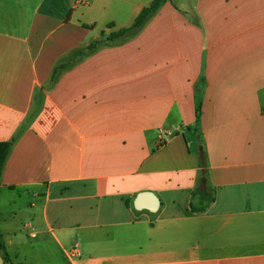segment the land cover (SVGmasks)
I'll use <instances>...</instances> for the list:
<instances>
[{
  "label": "crops",
  "instance_id": "1",
  "mask_svg": "<svg viewBox=\"0 0 264 264\" xmlns=\"http://www.w3.org/2000/svg\"><path fill=\"white\" fill-rule=\"evenodd\" d=\"M151 1L0 0L12 264H264V0H166L75 54Z\"/></svg>",
  "mask_w": 264,
  "mask_h": 264
},
{
  "label": "trees",
  "instance_id": "2",
  "mask_svg": "<svg viewBox=\"0 0 264 264\" xmlns=\"http://www.w3.org/2000/svg\"><path fill=\"white\" fill-rule=\"evenodd\" d=\"M166 0H152L147 6L143 7L139 13L135 16L133 22L128 27L120 28L116 31L110 32L107 36L102 37L101 39L94 40L90 42L84 50H79L75 52L79 53L81 55H88L95 51L99 46L108 43L109 41L115 40V39H125L134 36L143 26L144 24L156 13V11L160 8V6L165 2ZM66 66L63 64H59L54 68V74L59 69H63ZM199 110L196 111V116L198 117ZM13 140L9 142H0V170L3 165V162L8 154L10 145L12 144ZM192 201L190 202V209L192 211L195 210H204L205 207L214 200V189L212 188L207 171L206 170H200L197 184L195 188L191 192ZM199 201L198 205L195 204V201ZM0 252L2 253V257L5 263L12 264L10 262L5 242L3 239V236L0 232Z\"/></svg>",
  "mask_w": 264,
  "mask_h": 264
},
{
  "label": "water",
  "instance_id": "3",
  "mask_svg": "<svg viewBox=\"0 0 264 264\" xmlns=\"http://www.w3.org/2000/svg\"><path fill=\"white\" fill-rule=\"evenodd\" d=\"M149 197L151 199L152 202H154V204H150L147 208L149 210H153L155 207V203H157V199L155 198V196L151 193V192H142L138 195V198L136 199V207L140 206V199H142V197Z\"/></svg>",
  "mask_w": 264,
  "mask_h": 264
},
{
  "label": "built area",
  "instance_id": "4",
  "mask_svg": "<svg viewBox=\"0 0 264 264\" xmlns=\"http://www.w3.org/2000/svg\"><path fill=\"white\" fill-rule=\"evenodd\" d=\"M87 0H76V3H83V2H86ZM70 254L71 255H79V251H78V248L76 246L72 247L70 249Z\"/></svg>",
  "mask_w": 264,
  "mask_h": 264
}]
</instances>
